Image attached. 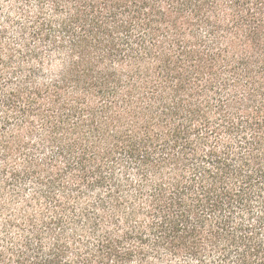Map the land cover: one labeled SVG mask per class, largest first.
I'll list each match as a JSON object with an SVG mask.
<instances>
[{
	"label": "trees",
	"instance_id": "trees-1",
	"mask_svg": "<svg viewBox=\"0 0 264 264\" xmlns=\"http://www.w3.org/2000/svg\"><path fill=\"white\" fill-rule=\"evenodd\" d=\"M0 264H264V0H0Z\"/></svg>",
	"mask_w": 264,
	"mask_h": 264
}]
</instances>
